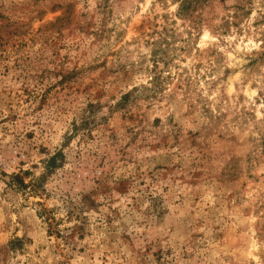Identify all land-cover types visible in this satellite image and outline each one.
Instances as JSON below:
<instances>
[{
  "label": "rangeland",
  "instance_id": "374dc122",
  "mask_svg": "<svg viewBox=\"0 0 264 264\" xmlns=\"http://www.w3.org/2000/svg\"><path fill=\"white\" fill-rule=\"evenodd\" d=\"M0 264H264V0H0Z\"/></svg>",
  "mask_w": 264,
  "mask_h": 264
},
{
  "label": "trees",
  "instance_id": "16d2710c",
  "mask_svg": "<svg viewBox=\"0 0 264 264\" xmlns=\"http://www.w3.org/2000/svg\"><path fill=\"white\" fill-rule=\"evenodd\" d=\"M56 156H57V154H54L50 158H48V160L46 162V169H52L55 167ZM12 182H14L16 185L19 184V185H23L25 187L21 178L18 177L16 174H15L14 178H12Z\"/></svg>",
  "mask_w": 264,
  "mask_h": 264
}]
</instances>
